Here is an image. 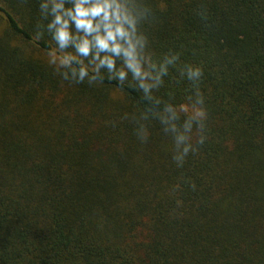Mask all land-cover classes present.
Masks as SVG:
<instances>
[{"label": "trees", "instance_id": "16d2710c", "mask_svg": "<svg viewBox=\"0 0 264 264\" xmlns=\"http://www.w3.org/2000/svg\"><path fill=\"white\" fill-rule=\"evenodd\" d=\"M144 2L151 50L203 69L182 167L158 121L141 142L122 119L138 93L63 82L36 0H0V264H264V0ZM178 75L157 95L180 104Z\"/></svg>", "mask_w": 264, "mask_h": 264}, {"label": "clouds", "instance_id": "9594fccd", "mask_svg": "<svg viewBox=\"0 0 264 264\" xmlns=\"http://www.w3.org/2000/svg\"><path fill=\"white\" fill-rule=\"evenodd\" d=\"M39 20L32 41H47V65L68 85L112 84L120 92H135L144 104L122 119L135 123L141 142L149 137L148 123L158 121L172 140V159L182 167L207 140V112L198 84L201 66L181 64L180 53L157 56L145 31L153 16L144 0H36ZM172 70L177 83H192L194 98L177 104L174 93L157 95ZM195 137V142L193 138ZM195 187V185H193Z\"/></svg>", "mask_w": 264, "mask_h": 264}]
</instances>
